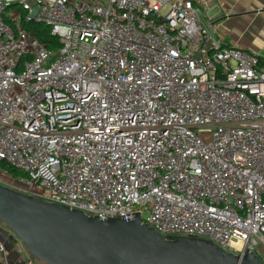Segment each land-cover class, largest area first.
<instances>
[{"label":"built area","instance_id":"built-area-1","mask_svg":"<svg viewBox=\"0 0 264 264\" xmlns=\"http://www.w3.org/2000/svg\"><path fill=\"white\" fill-rule=\"evenodd\" d=\"M194 1L0 0V176L264 264V69L210 45Z\"/></svg>","mask_w":264,"mask_h":264},{"label":"water","instance_id":"water-1","mask_svg":"<svg viewBox=\"0 0 264 264\" xmlns=\"http://www.w3.org/2000/svg\"><path fill=\"white\" fill-rule=\"evenodd\" d=\"M0 224L44 264H262L198 238L166 239L140 216L100 219L0 185Z\"/></svg>","mask_w":264,"mask_h":264},{"label":"crops","instance_id":"crops-1","mask_svg":"<svg viewBox=\"0 0 264 264\" xmlns=\"http://www.w3.org/2000/svg\"><path fill=\"white\" fill-rule=\"evenodd\" d=\"M197 18L210 45L244 50L264 59V0H204Z\"/></svg>","mask_w":264,"mask_h":264},{"label":"rangeland","instance_id":"rangeland-1","mask_svg":"<svg viewBox=\"0 0 264 264\" xmlns=\"http://www.w3.org/2000/svg\"><path fill=\"white\" fill-rule=\"evenodd\" d=\"M6 179L11 184H16L14 179ZM0 185L7 186L16 190V186L9 185L8 183L0 180ZM0 240L3 242L7 254L6 264H44L40 261L33 259L28 253L27 249L16 239V237L2 224H0Z\"/></svg>","mask_w":264,"mask_h":264},{"label":"trees","instance_id":"trees-1","mask_svg":"<svg viewBox=\"0 0 264 264\" xmlns=\"http://www.w3.org/2000/svg\"><path fill=\"white\" fill-rule=\"evenodd\" d=\"M24 27L28 31H32L34 33L35 37L41 43H43L48 48V50L54 51L58 47L57 38L50 35L49 29L46 25L33 22V23L25 24ZM258 59H259L260 68L264 69V59L260 58V57H258ZM2 168H3V165H2ZM9 170H11V172L14 174V176H17V173L14 170H12V169H9Z\"/></svg>","mask_w":264,"mask_h":264},{"label":"bare ground","instance_id":"bare-ground-1","mask_svg":"<svg viewBox=\"0 0 264 264\" xmlns=\"http://www.w3.org/2000/svg\"><path fill=\"white\" fill-rule=\"evenodd\" d=\"M0 180H2V181H4V182H6V183H8L9 185H14V184H11L10 182H8L6 179H2V178H0Z\"/></svg>","mask_w":264,"mask_h":264}]
</instances>
